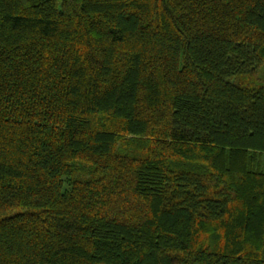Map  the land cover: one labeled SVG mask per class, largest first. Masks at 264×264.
Masks as SVG:
<instances>
[{
  "label": "trees",
  "instance_id": "1",
  "mask_svg": "<svg viewBox=\"0 0 264 264\" xmlns=\"http://www.w3.org/2000/svg\"><path fill=\"white\" fill-rule=\"evenodd\" d=\"M0 264H264V0H0Z\"/></svg>",
  "mask_w": 264,
  "mask_h": 264
}]
</instances>
